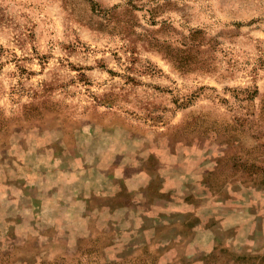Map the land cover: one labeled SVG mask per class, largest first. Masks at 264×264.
I'll return each mask as SVG.
<instances>
[{
  "label": "rangeland",
  "instance_id": "1",
  "mask_svg": "<svg viewBox=\"0 0 264 264\" xmlns=\"http://www.w3.org/2000/svg\"><path fill=\"white\" fill-rule=\"evenodd\" d=\"M0 264H264V0H0Z\"/></svg>",
  "mask_w": 264,
  "mask_h": 264
},
{
  "label": "trees",
  "instance_id": "2",
  "mask_svg": "<svg viewBox=\"0 0 264 264\" xmlns=\"http://www.w3.org/2000/svg\"><path fill=\"white\" fill-rule=\"evenodd\" d=\"M166 47L168 48L166 51V55L168 56V58L172 60L177 69L183 71V69H185L189 65V61L185 56L186 50L184 51L176 48H170L168 46ZM173 50H175L176 52H174Z\"/></svg>",
  "mask_w": 264,
  "mask_h": 264
}]
</instances>
